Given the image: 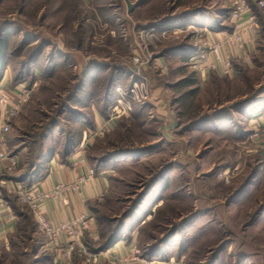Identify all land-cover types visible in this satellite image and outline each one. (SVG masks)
Instances as JSON below:
<instances>
[{"label": "rangeland", "instance_id": "1", "mask_svg": "<svg viewBox=\"0 0 264 264\" xmlns=\"http://www.w3.org/2000/svg\"><path fill=\"white\" fill-rule=\"evenodd\" d=\"M227 2L0 0V92L30 90L10 121L9 152L23 173L46 154L30 171L37 181L86 131L88 162L109 182L93 204L97 240L68 257L23 207L22 231L8 249L0 241V264H86L83 248L117 244L147 261L264 264V19L258 52L231 78L202 75L191 59L206 26L183 22L210 7L229 19ZM49 44L74 58L55 59ZM132 83L131 111L117 116L112 108ZM100 114L107 126L97 131Z\"/></svg>", "mask_w": 264, "mask_h": 264}, {"label": "crops", "instance_id": "2", "mask_svg": "<svg viewBox=\"0 0 264 264\" xmlns=\"http://www.w3.org/2000/svg\"><path fill=\"white\" fill-rule=\"evenodd\" d=\"M246 1L249 7L252 9V11H254L253 6L256 5L257 0H246ZM204 12H206L207 14L198 11L195 12L194 14L189 15L187 18H183V22H186L187 25H189L191 21H195L198 22L199 24H203V26H206L205 29H207V32L206 35H204L203 38L204 41H206L210 45L218 44L220 46L218 51V56H219L218 59L211 57L209 61L210 63H213L215 65V69L204 67L202 75L206 76L208 74V75L223 76L222 69L224 68V63L227 58H230L232 68L228 73V75L226 76L230 78L234 77L238 71L237 69L240 68L239 65L245 66L246 64H248L251 57L254 54H256L259 50L258 48L261 39L260 36L262 35L261 33L262 31L259 26L260 24L257 20L256 31L250 35V38L245 43L243 48L228 49V47L225 44V38L233 32L235 28L234 23L231 22L230 19L228 18L227 19L223 18L222 15H218L215 17L214 13L216 12V10L213 9V7L206 8V11ZM5 43L6 42H4V44ZM48 46L52 48L51 52L53 51L55 55L57 54V56H54L55 59L56 58L73 59L75 56L73 55V53L64 51L65 50L64 47H62L63 49L62 48L60 49V47L57 46V48L55 49L52 44H49ZM193 51H195V49ZM187 54H189V52ZM0 55H1L0 56V82H1L4 77L3 73L5 70L3 67L4 55L3 54ZM103 67L108 68L106 64H103ZM77 97L80 98V95L78 94ZM105 103L108 105V103L111 104L112 101L110 99H105ZM101 116L102 114H100V124L99 121H95V126L97 131H99L98 130L99 126L100 128L107 126L106 118H103V116L102 117ZM112 124H109L108 126ZM88 144H89L88 133L86 131H82L81 136L79 137V142L76 144V146L71 151L64 152L62 155L63 156L62 160L59 159L58 157L59 154L56 156V158H52L53 156L52 155L46 166V172L44 174L43 179L39 180L38 182H33L32 184L37 185L43 190H47L54 187L58 183L71 185L73 183H76L80 177L87 176L88 170L92 169V166L89 164L88 159L86 157ZM44 155L46 154L44 153ZM70 155L74 156V160L71 159ZM32 171L33 170H31V172ZM31 172L29 173V177L32 176ZM23 174H24L23 170L19 167L18 170L15 173H12L11 175H8L6 173L4 175H1L0 181L1 180L8 181L13 187L18 183L26 184L27 182L26 179H24L23 181L19 179L20 176H22ZM7 176H10V178H6ZM108 187H109V182L106 176L103 173H100L98 175L95 172L93 176L86 182L84 187L80 189L79 192L78 191L68 192L64 195L65 204L62 202H48L45 206L46 215L53 222L71 220L83 214L92 216L94 218L93 204L100 202L101 200L100 197H102L106 193ZM0 199L3 200V203L2 202L0 203V241L3 244H5L6 248L8 249V243L12 241V239L22 231V225L26 217L23 213V207L18 205L17 202L14 200V198L12 196H9L3 187L1 188ZM29 215H30V219L33 220L30 212ZM91 238L93 240L98 239L96 229L94 230L93 235H88L87 233H84L82 236H80V238L75 243L76 251H79V247L83 245V242L86 239H91ZM67 242L69 241L67 240L62 241V243L65 245L67 244ZM75 246H74V251H75ZM116 248L118 249V255L120 257H124V255L128 254L127 251L129 252L128 247H122V245L119 244L116 245ZM151 259H152L151 264H183L181 259L176 261H174L173 259L160 260L157 258V256ZM69 261H71V259ZM130 264H140V263L138 261H131Z\"/></svg>", "mask_w": 264, "mask_h": 264}, {"label": "built area", "instance_id": "3", "mask_svg": "<svg viewBox=\"0 0 264 264\" xmlns=\"http://www.w3.org/2000/svg\"><path fill=\"white\" fill-rule=\"evenodd\" d=\"M229 19L234 23L233 32L225 38V44L228 49H241L250 38V35L256 31L257 18L249 7L246 0H227ZM256 6L264 14V0H257ZM207 32V29H204ZM147 35H153V29L144 31ZM198 44L193 52V58L197 64L215 69V65L210 63L211 57L218 59V44H208L204 40H197ZM207 62V64H206ZM232 66L230 58H227L222 69V75L226 76L230 72ZM137 84H130L129 90L125 93H120V98L117 100L112 111L118 116L121 113L125 114L131 111V105L127 101L130 94L137 92ZM119 91V90H118ZM15 96L9 97L3 92H0V176L5 173L11 175L15 173L20 166V159L17 155L9 152L7 146V135L11 130V119L17 118L23 107L29 102L30 90L23 85H18L15 88ZM74 160V156L70 155ZM93 169L88 170V175L80 177L76 183L63 184L58 183L54 187L43 190L37 185L26 186L24 183H18L14 187L8 181H0V195L3 187L9 196L15 198V201L21 207H25L31 213L33 220L39 232H41L48 240L49 244L59 246L63 240H67L66 252L68 257L74 251V246L77 240L84 233L93 235L95 230V220L92 216L81 215L71 220H63L53 222L46 215L45 206L48 202L64 203V195L68 192H79L86 182L93 176ZM103 197V196H102ZM100 197V198H102ZM3 200L0 199V203ZM65 204V203H64ZM86 264H96L99 258L110 256L118 264H130L131 261H138L140 264H151V261L138 258L139 251L135 246H132L129 253L125 257L118 255V249L114 245L104 253H89L82 249Z\"/></svg>", "mask_w": 264, "mask_h": 264}, {"label": "trees", "instance_id": "4", "mask_svg": "<svg viewBox=\"0 0 264 264\" xmlns=\"http://www.w3.org/2000/svg\"><path fill=\"white\" fill-rule=\"evenodd\" d=\"M253 13L255 14V16H256V18H257V20H258V22L260 23V17L262 16L263 17V19H264V14L261 12V10H259L258 8H257V6L256 5H254L253 6ZM260 14H261V16H260ZM41 153V152H40ZM36 162H31L28 166V172L26 173H24L22 176H20V178L19 179H21L22 181L24 180V179H26L27 180V182H26V186H30V185H32V183L33 182H38L39 180H41V179H43V177H44V175L41 177V178H38V180L37 181H35L36 179H37V177H34V176H31V177H29V172L31 171V170H33V168H34V163H37L38 161H40L41 159H43L44 158V154L43 153H41V154H38L36 157ZM27 177H29V178H27ZM6 178H10V176H7ZM36 178V179H35ZM107 245H109V244H107ZM108 247V246H107ZM152 256V255H151Z\"/></svg>", "mask_w": 264, "mask_h": 264}]
</instances>
